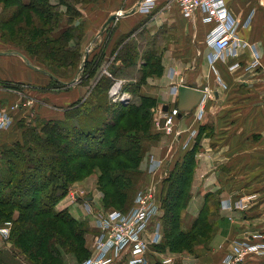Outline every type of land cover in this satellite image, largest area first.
<instances>
[{
  "label": "rangeland",
  "instance_id": "374dc122",
  "mask_svg": "<svg viewBox=\"0 0 264 264\" xmlns=\"http://www.w3.org/2000/svg\"><path fill=\"white\" fill-rule=\"evenodd\" d=\"M30 1L0 0V35L3 50L12 52V55L15 56L14 52L22 54L19 55V59L23 61L25 56L31 64L27 65L28 67H38L46 73L43 75L34 69L36 73L33 83H23L17 87L10 82L2 84L7 89L18 88L23 94L19 100L27 97L30 103L23 109V112L22 110L16 111V123L14 122L10 129L0 131V167L7 168L9 166L6 149L11 147L15 149L17 144L23 146L27 143L29 145V151L26 149L16 151L12 157L13 159L22 157L23 159L20 161L23 160L26 165L33 161L32 158L35 155L44 156L43 151L30 141V136L35 134L33 130H38L37 132L42 133L40 134L42 135L41 139H44L46 136L44 130L48 126L47 120L49 119L61 120L62 118L72 125H79V127H75L76 131L80 133L85 129L93 132L98 137L94 143H98L101 139L109 138L105 135L108 126L111 124L116 126L118 116L130 110V107H133L134 110L138 106L145 109V115H142V109L136 110L135 119L128 115L114 130V133L121 131L124 133V137L117 138L118 141L115 144L119 147L124 144L123 146L132 152L129 157L125 155L123 158L118 157L111 160L106 157L111 152L109 147L100 146L101 143L99 145L91 144L88 139H82L80 145L82 148L71 149L75 150L77 154H82L76 161L85 165V169L79 171V176L76 179L66 182L64 193L60 191L57 198L54 200L50 198V200H52L51 205L56 211H67L78 224L77 229L74 227L72 229L74 235L80 234L79 232L82 230L80 235H83L85 241V251L78 250L79 242L73 236L65 233L56 235L51 238L52 243L60 249L61 254L56 264H83L89 258L95 257L97 240L103 231L100 226L101 221L104 222L105 219H108L112 212L125 213L132 207L142 205L137 203V197L142 193L146 200L154 199L157 208L144 235L147 264H223L225 256L223 251L229 246V241L225 245L220 243L213 246V241L218 234V228L214 225L211 226V230H206L188 246L184 244L180 248H172L165 244L167 227L164 220L166 203L164 200L169 190L166 188V184L170 181L169 178H176L183 169H186L183 167L186 162L192 160V172L186 186L184 198L186 205L182 208L184 210H181L179 219L181 229L190 230L200 216L202 208L208 205L210 210H214L212 202L217 200H213L209 194L206 195V176L202 178L200 174L196 180V176L200 172L198 165L203 158V141L206 138L203 135H206V132L204 134L203 131H199L198 135L195 133L191 143L185 146L188 136L176 135V130L174 133L168 132L165 126L167 117L172 114L173 108L178 107V104L177 106L175 103L171 106L166 104L168 108L165 110L164 105L160 107L157 97L148 94L150 93L148 88L151 86L148 87L146 79L155 77L159 72V66L153 65L152 62L151 67L146 68L145 66L150 55L157 56L154 49L159 46L156 35L148 25L151 22L150 17L156 13L159 7L151 15L138 12L129 16L130 20L139 16L138 24L134 26L130 35L121 37L111 52L110 49H107L108 38L122 22V18L125 17L123 15L126 14L125 10L128 12L130 6L137 4L140 0H68L67 2L65 0H49L60 16L59 21L48 23L51 25L50 30L54 31L53 40L61 47L62 41L55 38H61L65 30L67 32L70 30L71 33L70 37L63 42V47L74 46L73 50L63 51L70 52L69 59L72 57L68 64L65 63V66L62 64V57H64L62 50L59 51L58 56H51L47 48L49 43L44 46V42L39 40L37 44L39 43L40 46L35 50L31 49L29 41L38 35L34 32L36 31L34 22L37 21L38 16H33L34 10L20 9L21 2ZM17 11L23 13L16 18ZM158 12L160 11L158 10ZM110 13L119 14V16L114 18V21L104 29V33H106L105 37H102L104 36L102 35L103 31L102 33L100 31L111 15ZM38 26L40 28V25ZM30 30L31 32L28 33ZM17 33H20V36H17ZM96 33L98 36L94 38ZM46 36L48 37V35ZM129 46H131V50H129ZM86 52H88V60L80 72ZM112 68L115 73L111 70ZM116 82L122 83L121 89L119 94L112 95L111 89ZM145 96L148 97L147 100L143 98ZM60 98H66V101ZM9 106V104L3 105L2 109H9ZM42 108L50 112L51 115L49 117L45 115L43 110H40ZM200 109L201 106L197 110L195 109L197 114ZM116 111L118 112L116 113ZM142 117L145 118V122ZM201 117L202 115L198 117V120ZM131 137L134 139L131 140ZM68 141L65 140L63 143L67 144ZM44 150L48 149L46 150L44 147ZM49 152L50 156L46 152V158L54 161V158L51 157L54 152L50 150ZM85 155L96 158H87ZM131 156L133 161L128 159ZM122 164L125 166L123 167ZM51 165H54V162ZM107 171L108 173H106ZM122 171L131 175L127 182L110 180L111 172L118 178V174ZM18 179H20V175L17 176ZM63 181L62 183H65ZM13 187L2 186L0 192L6 193ZM53 192L54 189L50 195ZM24 196L33 197L29 192H25ZM14 197L22 200L18 195H14L12 198ZM206 197L208 198L207 204L205 203ZM12 210L11 219L14 221L22 211L18 207H14ZM12 221L0 220V257H4L7 264H43L32 260L31 253L25 252L19 247L20 242L14 244L11 242ZM69 228L71 229V226ZM196 230L197 228L194 232ZM156 233H159L161 237L159 241L153 242ZM29 248L33 250V247L29 246ZM215 251L222 252L218 258L219 262L209 259ZM133 259L136 258L133 257L132 250L126 248L115 264H132L130 261ZM247 263L249 262H245V264Z\"/></svg>",
  "mask_w": 264,
  "mask_h": 264
},
{
  "label": "crops",
  "instance_id": "0c3cea01",
  "mask_svg": "<svg viewBox=\"0 0 264 264\" xmlns=\"http://www.w3.org/2000/svg\"><path fill=\"white\" fill-rule=\"evenodd\" d=\"M226 2L231 14L239 21L240 40L235 43L238 55L216 60L214 68L209 58L216 49L206 43L211 24L202 21L200 12L189 18L177 5L164 9L163 1H160L148 25L159 44L154 50L160 63L155 77L146 79L148 87L151 86L148 94L157 97L161 107L174 103L177 106L180 85L206 91V98L195 108L201 106L203 109L200 120L195 109L182 113L176 129L188 137L194 129L196 135L199 131L206 132V135L202 132L206 138L196 180L200 174L202 178L206 176V195H211L219 204L215 224L218 234L213 246L225 245L245 234L264 233V0ZM135 4L128 12L125 10L122 22L108 38L107 49L111 52L121 37L130 35L138 24L139 16L129 19L138 13L137 10L132 12L138 3ZM246 20H250L248 25H245ZM94 36L96 38L98 34ZM1 40L0 35V52H3L0 53V108L19 101L22 96L18 88L7 89L2 84L10 82L17 87L33 83L34 69L46 74L38 67H28L31 64L27 58L19 59L22 54L14 52L15 56L3 50ZM252 45L260 55V64L255 68H249L255 59ZM235 63L239 66L232 68ZM60 99L66 101V98ZM42 112L48 117L51 115L47 110ZM249 195L254 198L247 210H230L226 205L229 200ZM221 253L215 251L209 259L218 261ZM248 262L264 264V256H254Z\"/></svg>",
  "mask_w": 264,
  "mask_h": 264
},
{
  "label": "trees",
  "instance_id": "16d2710c",
  "mask_svg": "<svg viewBox=\"0 0 264 264\" xmlns=\"http://www.w3.org/2000/svg\"><path fill=\"white\" fill-rule=\"evenodd\" d=\"M67 1L68 0H65V2ZM21 3V10H34L35 13L33 12V16L36 15L39 17H37V21L34 22V25L36 26V31L34 32L36 35L38 33L36 37L37 39L33 37L29 41L31 43L32 50H35L40 46L39 43L37 44V41L39 40L44 42V46H46V43L50 44L47 46V48L51 56H58L57 54L60 50H62V52L70 50L67 48V46L63 47V42L66 41L71 35L70 30H68V32L66 30L63 31V36L61 38H55L62 41L61 47L53 40L54 31L50 30L49 27H51V25L48 23H53L56 20L59 21L60 16H58V12L55 10L54 5L50 3L49 0H31L27 3ZM53 10H55L54 13ZM21 13L23 12L17 11L18 15H16V18L20 16ZM38 25H40V28ZM26 30L29 29L26 28ZM29 32H31V30L28 31V33ZM47 32L49 33L47 34ZM50 32H52V35H50ZM16 35L20 36V33H17ZM46 35H48V37ZM129 50H131V46H129ZM69 53H62V55H64V57H62L63 65H65V63L68 64L71 61L72 57L69 59ZM151 62L153 65H157L160 68L159 58L157 56L150 55L148 61L145 64L146 68L151 67ZM111 70H113V73H115L114 68ZM143 98L146 100L148 99L146 96ZM141 109L143 111L142 115H145L144 108L141 106L136 108L137 111ZM136 110H134L133 107H130V110L127 112H121L122 114L118 116L117 125L112 126L111 124L108 126V130L106 131L105 135L106 137L109 136V138L105 137V140L101 139L98 141V143H94L97 136L93 132L85 130L84 128H82L84 129L83 132L79 133L76 131L75 127H79V125H72L67 122V120H63L62 118L61 120H47L48 126L45 127L46 129L44 130V135H46L44 139H41L42 135L40 134L42 133L37 132L38 130H33L35 134L30 136V141L35 143V147H39V150L43 151L44 156L35 155L34 158L31 157L33 161H31L28 165H26L23 160L22 162L20 161L23 159L22 157L19 159L12 158L16 151H22L25 149L29 151V145L27 143H25L23 146H20L21 144H17V147H19H16L15 149L12 147L6 149V157L9 166H7V168L0 167V189L2 186L7 188H9V186L14 187L13 189L7 190L8 193L0 192V220L6 219V221H12V208L14 207H18L22 211L20 216L16 220L14 219V221H12L11 242H13V244L20 242L19 247H21L23 251L31 253L33 257L32 260L36 261L37 263L56 264V261L61 254L60 249L56 247L54 243H52L51 238L55 237L56 235L58 236L61 233L73 236L77 242H79L78 250L85 251V241L83 235H80L82 234V230L79 232L80 234L74 235L72 227L77 229L78 224L72 217H70L67 211H56L51 205L52 200H50V198L54 200L59 196L60 191L64 193L66 182L76 179L79 176V171L85 169V165L77 163L76 161L82 156V154H77L75 153V150H71L72 148L80 147L84 139H88L91 141V144L94 143V145H99L101 143L100 146L109 147L111 152L109 156L106 157L110 158L111 160L118 157L123 158L125 155H128V157L131 155L132 152L125 148L123 146L124 144H122L120 147L119 145L115 144L118 141L117 138L124 137V133L122 131L114 133V130L120 126L121 122L126 117H128V115L134 117ZM117 112L118 111H116V113ZM142 120L145 122L144 117H142ZM95 129H97V126H95ZM113 137H116V139L111 140ZM133 139L134 137H131V140ZM65 140H69L67 144L63 143ZM44 147L46 150H48L45 151ZM49 150L55 154H51V157L54 158V161L48 160L45 156L46 152L50 156ZM96 155L99 154L96 153ZM85 156L91 159L96 158L93 156ZM97 158H99V156H97ZM131 158L128 159L133 161V158ZM53 162L54 165H51ZM43 166L46 168H43ZM122 166L124 167L125 165L122 164ZM183 167H186V169H183L182 173H179L180 175H178L176 178H169L170 181L168 184H166V188H169V190L167 196L165 197L166 199L164 200V202H166L164 220L167 227L165 234L167 241L165 244H168L172 248H180V246H184V244L186 246L190 245L191 242L197 239L199 235L204 234L206 230H211V226H216L215 224L218 221L219 216V204L217 201L212 202L214 210H210L208 205L205 206L200 211V216L196 220L195 225L192 226L190 230L185 231L181 229L179 219L182 211L184 210H182V208L186 205L184 198L186 195L185 192L186 186L188 184L187 182L192 172V160L190 162H186ZM106 173H108V171ZM18 175H20V179L17 180ZM114 175L115 174L111 172V175H109L110 180L114 179L117 182L123 183L127 182V180L131 177V175L123 173V171L118 174V178ZM62 180H64L63 182L65 183H62ZM53 189L54 192L52 195H50V192ZM25 192H29V194H32L33 197L24 196ZM14 195H18L20 198H22V200L15 199V197L12 198ZM207 202L208 198L206 197L205 203L207 204ZM209 202L211 201L209 200ZM69 226H71V229ZM196 228L197 230L194 232ZM63 229L66 230L64 231ZM25 241H27V243H25ZM29 246L33 247V250H30V248L28 249ZM0 264H7L6 259L2 256L0 257Z\"/></svg>",
  "mask_w": 264,
  "mask_h": 264
},
{
  "label": "built area",
  "instance_id": "2783aa9c",
  "mask_svg": "<svg viewBox=\"0 0 264 264\" xmlns=\"http://www.w3.org/2000/svg\"><path fill=\"white\" fill-rule=\"evenodd\" d=\"M163 2L164 9L177 5L189 18L200 12L202 21L211 24V29L206 35V43L211 48L216 49L215 54H211V58H209L213 68L216 60L238 55V47L235 43L240 40L238 34L239 21L231 14L226 0H163ZM138 3L137 12L145 15H151L160 6V0H140ZM249 22L250 20H246L245 25H248ZM252 50L255 59L249 68H255L260 64V55L257 48L252 45ZM238 66L239 64L235 63L232 68ZM109 75L111 74L109 73ZM121 85L122 83L116 82L112 86L111 94H119ZM204 92L203 99L206 98V91ZM209 95L210 97L214 96L213 92H210ZM28 103H30L28 98L23 97V99L10 104L9 109L0 108V131L10 129L14 122L16 123V111L25 109V107H28ZM198 113L199 117L203 114L202 107ZM180 115L181 112L178 107L173 108L172 114L167 117L165 122L168 132L174 133L176 130V135L181 134V131L176 129ZM195 133L196 130H192L185 146L191 143L190 141ZM137 198V203L142 205L132 207L125 213L112 212L108 219H105L104 222L101 221L100 226L103 231L97 240L95 257L89 258L83 264H115L126 248H130L133 257L136 258L130 261L132 264H147L148 258L145 256L146 241L144 235L151 218L154 217V212L157 210L156 201L154 199L146 200L143 193ZM253 198L254 195H249L239 200H229L226 205L230 210L244 211L250 207ZM160 237L161 235L156 233L153 242L159 241ZM228 243L229 246L223 251L225 253L223 264H245L254 256H264V233L262 232L239 236L229 240Z\"/></svg>",
  "mask_w": 264,
  "mask_h": 264
},
{
  "label": "water",
  "instance_id": "95a60500",
  "mask_svg": "<svg viewBox=\"0 0 264 264\" xmlns=\"http://www.w3.org/2000/svg\"><path fill=\"white\" fill-rule=\"evenodd\" d=\"M139 3L133 8L132 12H134L137 7H138ZM117 16H119V14H111L108 18V20L104 23L103 28L101 30V32H104V29L113 21L114 18H116ZM3 53V52H0ZM24 58H26L24 56ZM88 58V52H86L84 60L82 62V65L80 67V72H82V70L84 69L87 59ZM51 77H53L50 74ZM204 91L200 90V89H195V88H191L188 87L186 85H180L179 86V100H178V109L181 111V115L182 113L185 112H191L193 111L199 104L201 101H203V97H204ZM168 108L167 105H164V109L166 110ZM180 115V116H181Z\"/></svg>",
  "mask_w": 264,
  "mask_h": 264
},
{
  "label": "flooded vegetation",
  "instance_id": "af4514ba",
  "mask_svg": "<svg viewBox=\"0 0 264 264\" xmlns=\"http://www.w3.org/2000/svg\"><path fill=\"white\" fill-rule=\"evenodd\" d=\"M73 47L74 46H69V45L67 46V48H69L70 50H73Z\"/></svg>",
  "mask_w": 264,
  "mask_h": 264
},
{
  "label": "bare ground",
  "instance_id": "6f19581e",
  "mask_svg": "<svg viewBox=\"0 0 264 264\" xmlns=\"http://www.w3.org/2000/svg\"><path fill=\"white\" fill-rule=\"evenodd\" d=\"M114 21V20H113ZM127 87V86H126Z\"/></svg>",
  "mask_w": 264,
  "mask_h": 264
}]
</instances>
